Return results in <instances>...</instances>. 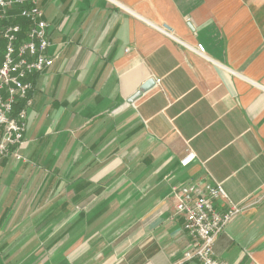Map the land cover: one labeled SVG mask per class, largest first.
<instances>
[{
  "label": "crops",
  "instance_id": "0c3cea01",
  "mask_svg": "<svg viewBox=\"0 0 264 264\" xmlns=\"http://www.w3.org/2000/svg\"><path fill=\"white\" fill-rule=\"evenodd\" d=\"M39 5L54 63L0 162V264H201L172 188L208 173L243 207L216 258L264 264V0Z\"/></svg>",
  "mask_w": 264,
  "mask_h": 264
},
{
  "label": "built area",
  "instance_id": "2783aa9c",
  "mask_svg": "<svg viewBox=\"0 0 264 264\" xmlns=\"http://www.w3.org/2000/svg\"><path fill=\"white\" fill-rule=\"evenodd\" d=\"M49 26L39 0H0V162L24 160L21 150L32 105V77L54 63L48 54ZM197 51L203 54L204 46L199 44ZM196 158L190 151L181 164L186 167ZM172 196L175 214L184 217V228L192 237L184 261L225 264L216 258L215 243L243 207L230 200L222 183L210 173L204 179L174 186Z\"/></svg>",
  "mask_w": 264,
  "mask_h": 264
},
{
  "label": "rangeland",
  "instance_id": "374dc122",
  "mask_svg": "<svg viewBox=\"0 0 264 264\" xmlns=\"http://www.w3.org/2000/svg\"><path fill=\"white\" fill-rule=\"evenodd\" d=\"M36 164V163H35ZM37 165V164H36ZM37 167H38V165H37ZM37 176H39V179H40V183L42 184V183H48V182H50L51 181V175L50 174H46L45 172H41V173H38V175ZM35 179H33V181H37V177H34ZM40 186L41 185H39L38 187H37V189L36 190H33V191H30V198L32 197V196H37V193H39V192H41V190H40ZM79 208V207H78ZM31 248H34V247H31ZM30 249V248H29Z\"/></svg>",
  "mask_w": 264,
  "mask_h": 264
},
{
  "label": "water",
  "instance_id": "95a60500",
  "mask_svg": "<svg viewBox=\"0 0 264 264\" xmlns=\"http://www.w3.org/2000/svg\"><path fill=\"white\" fill-rule=\"evenodd\" d=\"M156 81L155 79H149L146 81L140 88V90L134 95L133 99L130 102H133L136 98L140 97L143 92L149 90L155 85Z\"/></svg>",
  "mask_w": 264,
  "mask_h": 264
}]
</instances>
